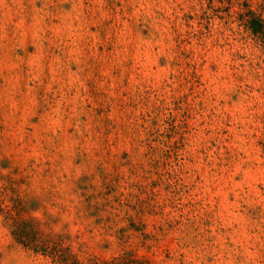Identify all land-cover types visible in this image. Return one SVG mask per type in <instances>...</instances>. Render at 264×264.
<instances>
[{
    "label": "rangeland",
    "instance_id": "obj_1",
    "mask_svg": "<svg viewBox=\"0 0 264 264\" xmlns=\"http://www.w3.org/2000/svg\"><path fill=\"white\" fill-rule=\"evenodd\" d=\"M0 264H264V0H0Z\"/></svg>",
    "mask_w": 264,
    "mask_h": 264
},
{
    "label": "trees",
    "instance_id": "obj_2",
    "mask_svg": "<svg viewBox=\"0 0 264 264\" xmlns=\"http://www.w3.org/2000/svg\"><path fill=\"white\" fill-rule=\"evenodd\" d=\"M257 30H255V32H256Z\"/></svg>",
    "mask_w": 264,
    "mask_h": 264
}]
</instances>
